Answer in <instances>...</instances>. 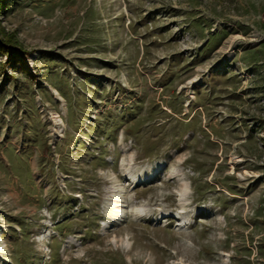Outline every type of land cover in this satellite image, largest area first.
Here are the masks:
<instances>
[{
    "label": "rangeland",
    "instance_id": "1",
    "mask_svg": "<svg viewBox=\"0 0 264 264\" xmlns=\"http://www.w3.org/2000/svg\"><path fill=\"white\" fill-rule=\"evenodd\" d=\"M6 1L0 264H264V0Z\"/></svg>",
    "mask_w": 264,
    "mask_h": 264
},
{
    "label": "trees",
    "instance_id": "2",
    "mask_svg": "<svg viewBox=\"0 0 264 264\" xmlns=\"http://www.w3.org/2000/svg\"><path fill=\"white\" fill-rule=\"evenodd\" d=\"M7 3L6 0H0V14L3 12ZM28 54V51L23 49V47L14 43L11 38L1 33L0 55L6 56V60L4 61L5 66H9L15 71L24 70L33 75L28 66Z\"/></svg>",
    "mask_w": 264,
    "mask_h": 264
}]
</instances>
